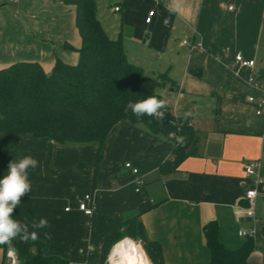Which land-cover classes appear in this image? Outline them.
<instances>
[{"label": "crops", "instance_id": "1", "mask_svg": "<svg viewBox=\"0 0 264 264\" xmlns=\"http://www.w3.org/2000/svg\"><path fill=\"white\" fill-rule=\"evenodd\" d=\"M122 1L129 11L128 0ZM170 4L171 0H148L136 25H129L130 34L120 31L118 36L126 58L142 66L140 59L149 51L167 50L176 28L190 26L193 43L195 35H200L197 41L210 52L189 45L192 52L183 76L190 78V86H180L171 76L178 99L189 101L185 108L170 110L176 116L190 113L188 118L198 135L195 155L161 175L158 166L171 157V142L141 124L125 120L110 129L100 155L95 143H57L0 132V179L8 174L10 161L31 155L39 162L35 169H29L31 191L21 197L13 219L30 225L33 220L47 218L49 227L36 230L44 253L58 254L68 263L99 264L101 243L118 223L138 214L147 238L160 245L162 264H210L202 231L207 220H216L218 239L228 249L239 247L245 240L246 236L239 234L244 220L251 227L255 213H260L262 224L264 102L258 103L264 99V66L257 65L255 52L246 46L242 52L219 41L229 35L231 25L224 24L228 17L221 15L217 1L184 0L177 13L168 11ZM115 6L113 11H119L120 6L118 10ZM150 9L154 14L146 23L144 18ZM234 9L228 6L226 11L233 13ZM245 12L246 8H240L233 15L234 21ZM237 22L234 32L239 27ZM112 33L107 35L115 38ZM75 35L79 46L74 6L65 0H1L0 67L19 60L37 61L49 72L56 58L74 63V58L67 57L64 43L76 44ZM47 40L55 41L53 48ZM236 52L254 59L253 67L234 64ZM190 66L201 70L200 77L194 79L188 74ZM250 75L254 77L252 82L248 80ZM197 96L206 98L202 114L188 112ZM126 162L139 170L144 181L138 191L135 176L124 167ZM249 162H256L259 182L246 175L244 165ZM247 187L256 191L252 216L243 213ZM85 194L90 196L87 203H94L89 217L77 206ZM65 200H69V208L63 206ZM254 240L256 248L246 264H264V237Z\"/></svg>", "mask_w": 264, "mask_h": 264}, {"label": "trees", "instance_id": "2", "mask_svg": "<svg viewBox=\"0 0 264 264\" xmlns=\"http://www.w3.org/2000/svg\"><path fill=\"white\" fill-rule=\"evenodd\" d=\"M74 6V26L80 43L74 49L77 60L69 63L56 58L46 72L37 61L19 60L0 67V132L5 134L43 137L57 143H95L98 154L110 129L119 121L141 124L151 133L171 142V157L163 160L158 171L164 175L183 159L197 153L198 135L188 116L174 115L167 106L163 121L152 117L137 118L130 110L129 101L155 95L169 83L166 73L156 77L144 73L142 66L130 62L125 55L121 38H110L102 27L96 11V0H65ZM169 133L185 137L181 146ZM247 206V202L243 203ZM261 233L264 234V217ZM202 231L209 251L210 264H246L256 248L254 238L246 236L235 248H226L218 239L216 220H207ZM142 243L147 256L162 264L160 245L149 240L139 215L118 223L100 246V263L107 259L109 248L123 237ZM139 252L145 254L142 247ZM10 247L2 245L0 264H6ZM18 264H68V260L54 253H44V244L36 241H13ZM145 254V255H146ZM146 256V262L147 261Z\"/></svg>", "mask_w": 264, "mask_h": 264}, {"label": "rangeland", "instance_id": "3", "mask_svg": "<svg viewBox=\"0 0 264 264\" xmlns=\"http://www.w3.org/2000/svg\"><path fill=\"white\" fill-rule=\"evenodd\" d=\"M148 0H128L127 6L123 4L122 0H96L97 6V13L100 19V23L106 30V32L112 36V32L114 33V37H118V32H122V34H130L129 32V25H136L138 22V17L140 15L142 6L144 8L147 7ZM217 1L220 7L221 15H227V22L224 24L231 25L227 29L229 35L222 36L219 41L223 42L224 44L227 43L233 50L240 49L243 52V46H246L247 50L255 52V59L257 61V65L264 66V0H214ZM118 5L120 6L119 11H113V6ZM230 6L231 8L234 7L233 13H229L226 11L227 7ZM246 8V12L244 13L243 17H239L237 21H234L233 15L240 8ZM136 9V11H135ZM231 12V11H230ZM133 22V23H131ZM236 22L238 24L237 32H234ZM243 26V29L241 28ZM187 27V28H186ZM194 32L190 28L185 26V28L178 29L176 28L170 34V40L167 50L164 53L160 51H149L147 56L140 59V64L144 70V73L148 76L156 77L159 73H166L168 77L171 76L175 77V81L180 86L184 83L186 86H190V78L187 77L184 79L183 73L184 68L186 67L187 59L191 51L190 44L199 43L200 47H196L199 50H204L207 53L208 49L203 45L200 41V35H195L196 40L193 39L192 36ZM76 40V44H73L70 41V44L73 47H78V37L77 35L74 36ZM46 41V39H42ZM186 40L189 44L182 45L181 41ZM55 41L47 40V43L50 44L51 48L55 45ZM57 47V46H56ZM64 51L67 54V57L74 58L77 60V53L74 49H65ZM54 52V51H53ZM159 54V56H157ZM187 70V69H186ZM188 74L195 79V77H200L201 70L197 67H188ZM162 98L167 99L168 107L170 109L178 110V108H185L187 107V103L189 99H178L177 93L175 88H173L169 83H165V85L160 89ZM191 97V96H190ZM198 99L195 102H192L189 111H196L197 114H202L205 111V104L206 98L204 96H197ZM193 115V114H192ZM51 153V148L48 146L47 154ZM101 153V152H100ZM136 187V185H135ZM83 195V193H82ZM63 206L69 208V200L63 201ZM261 215L260 213H255L253 217V224L251 227L248 226V223H242L248 233H250L253 238L255 239L256 236L264 237V234L261 233ZM124 238V237H123ZM128 238L132 239L128 236ZM122 239V238H121ZM134 245L136 246L138 254L139 247H142V243L138 240L132 239ZM119 241V240H118ZM117 241V242H118ZM144 251V249H143ZM8 252L6 254V264H12L11 258L8 256ZM145 252V251H144ZM146 254V252H145ZM147 256V254H146ZM14 257V255H13ZM0 258H1V245H0ZM15 259V257H14ZM147 263L145 264H155L148 256H147ZM157 263V262H156ZM18 264L15 260V263ZM104 264H109L108 260L105 261Z\"/></svg>", "mask_w": 264, "mask_h": 264}, {"label": "clouds", "instance_id": "4", "mask_svg": "<svg viewBox=\"0 0 264 264\" xmlns=\"http://www.w3.org/2000/svg\"><path fill=\"white\" fill-rule=\"evenodd\" d=\"M184 0H171L168 6L170 13L180 12L183 8ZM167 26V18L164 21ZM168 101L150 95L135 102L129 101L125 111L130 110L138 119L152 117L157 121H163L167 111ZM186 117L190 113L185 114ZM169 137L175 139L181 146L185 137L169 133ZM38 160L31 155L24 156L17 161H10L8 164L7 175L0 179V245L13 246V241L19 238L22 242L36 241L39 238L38 229L49 227L47 218L33 220L31 224L13 219V212L21 204V197L31 191V181L29 180V169L38 166ZM31 229V230H30ZM50 238L48 233H45ZM11 254V253H10ZM119 256L117 261L115 257ZM109 264H145L146 255L138 254L135 245L130 249H123V242H120V250L114 246L112 253L108 257Z\"/></svg>", "mask_w": 264, "mask_h": 264}, {"label": "built area", "instance_id": "5", "mask_svg": "<svg viewBox=\"0 0 264 264\" xmlns=\"http://www.w3.org/2000/svg\"><path fill=\"white\" fill-rule=\"evenodd\" d=\"M9 2H17L18 0H7ZM1 3V0H0ZM115 10L119 9V6H115L114 7ZM154 14V10L150 9L147 11V14L144 18V21L146 23H149L152 16ZM183 44H189L186 40L182 41ZM195 46H200L199 43H196ZM233 63L240 66V67H244V68H251L253 67L255 61L254 59L251 58H246L241 52H236L233 56ZM248 80L250 82L254 81V77L252 75L249 76ZM249 100H253V97L250 96ZM262 102H264V99H262L258 105L262 104ZM259 112V111H258ZM256 162H249L247 164L244 165V171L246 173V175L248 176H253V182H259L260 178L257 175L256 172ZM124 167L129 169L131 171V173L135 176V181H136V188L135 190L138 191L140 189V186L143 184V179L139 173V170L132 166L130 163L126 162L124 163ZM256 195V191L254 188L252 187H247L244 193V199L247 202V206L244 208L243 213L246 216H252L253 215V208H252V203L254 200V197ZM90 198V196L88 194H85L84 197L82 199H80L78 201V209L80 211H82V213L86 216H91L93 213V209H94V203L88 204L87 201ZM239 234L243 235V236H249L251 235L250 233H248L245 229H240L239 230ZM8 256L11 258L12 264L14 263V257L13 254H10V252H8ZM68 264H78V263H68Z\"/></svg>", "mask_w": 264, "mask_h": 264}, {"label": "bare ground", "instance_id": "6", "mask_svg": "<svg viewBox=\"0 0 264 264\" xmlns=\"http://www.w3.org/2000/svg\"><path fill=\"white\" fill-rule=\"evenodd\" d=\"M120 242H123V249H125V250L130 249L131 246L134 245V242H133L132 239H130V238H128V237H124V238L120 239L118 242H116V243L113 245L112 249L110 250L109 255L112 253V250H113L114 246H117V251L120 250ZM137 253H138V252H137ZM119 259H120L119 256H116V257H115V260L118 261ZM108 261H109V260H108Z\"/></svg>", "mask_w": 264, "mask_h": 264}, {"label": "water", "instance_id": "7", "mask_svg": "<svg viewBox=\"0 0 264 264\" xmlns=\"http://www.w3.org/2000/svg\"><path fill=\"white\" fill-rule=\"evenodd\" d=\"M115 243H116V242H115ZM115 243H114V244H115ZM114 244H112L111 247L109 248V251H108V254H107V259H108V257H109L110 250L112 249V247H113ZM9 252H10L11 254L14 255V253H15V249H14V248H10V249H9Z\"/></svg>", "mask_w": 264, "mask_h": 264}]
</instances>
